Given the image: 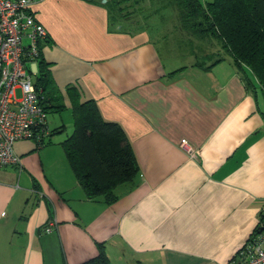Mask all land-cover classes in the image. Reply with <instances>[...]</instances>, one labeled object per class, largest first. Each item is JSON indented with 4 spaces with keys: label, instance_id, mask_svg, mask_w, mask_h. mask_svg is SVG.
<instances>
[{
    "label": "crops",
    "instance_id": "1",
    "mask_svg": "<svg viewBox=\"0 0 264 264\" xmlns=\"http://www.w3.org/2000/svg\"><path fill=\"white\" fill-rule=\"evenodd\" d=\"M32 14L64 109L69 86L93 99L138 173L113 202L89 199L56 130L15 142L21 165L0 167V264H82L101 249L112 264H230L264 223V96L229 57L203 69L166 54L102 4L36 0Z\"/></svg>",
    "mask_w": 264,
    "mask_h": 264
},
{
    "label": "trees",
    "instance_id": "2",
    "mask_svg": "<svg viewBox=\"0 0 264 264\" xmlns=\"http://www.w3.org/2000/svg\"><path fill=\"white\" fill-rule=\"evenodd\" d=\"M90 1L106 8L110 22L124 21L127 28H142L128 17L138 6H146V21L157 13L174 14L175 31L185 34L178 45L203 59L202 64H196L198 67L211 68L223 60V54L232 60L247 88L256 89L254 78L259 89H264V0ZM36 84L44 92L47 113L64 109L63 96L52 80L49 64L41 58ZM67 92L73 127L61 142L65 157L87 198L113 202L118 198V187L134 184L138 165L133 152L120 125L104 119L93 99L78 100L75 87L69 86ZM82 264L112 263L101 249Z\"/></svg>",
    "mask_w": 264,
    "mask_h": 264
},
{
    "label": "built area",
    "instance_id": "3",
    "mask_svg": "<svg viewBox=\"0 0 264 264\" xmlns=\"http://www.w3.org/2000/svg\"><path fill=\"white\" fill-rule=\"evenodd\" d=\"M36 0H0V167L20 166L13 149L19 140L42 144L49 136L44 92L36 84L40 43L48 34L32 14ZM19 90V96L17 94ZM188 154L192 149L182 143ZM264 215V202L260 207ZM54 221L43 227L51 232ZM230 264H264V223H261Z\"/></svg>",
    "mask_w": 264,
    "mask_h": 264
},
{
    "label": "rangeland",
    "instance_id": "4",
    "mask_svg": "<svg viewBox=\"0 0 264 264\" xmlns=\"http://www.w3.org/2000/svg\"><path fill=\"white\" fill-rule=\"evenodd\" d=\"M146 6H138L133 14H129V19H133L132 21L137 22V24L145 28L151 34L154 42L158 47H160L161 51L164 53H175L178 57H183L188 63L202 64L203 59L194 57L190 54L185 47H179V39L184 38L185 34H181L178 31H175L174 26L177 24V19L174 14L169 12H162L153 15L149 20L146 21L145 17L147 14ZM113 19V16L111 17ZM114 25L117 24H125L124 21L113 20ZM134 28V27H133ZM182 46H186L185 43H182ZM216 52V50H214ZM223 56V59L227 56L220 54ZM181 58V59H183ZM253 81L256 84L257 90L260 91L262 96H264V89L262 91L259 89V84L257 80L253 78ZM255 90V89H254ZM17 94L19 96V90H17ZM48 127L56 130L52 137L58 138L57 140H64L66 136L70 134L73 127L72 114L70 109H64L60 112H51L47 114L46 117ZM63 126V129L59 131V127Z\"/></svg>",
    "mask_w": 264,
    "mask_h": 264
},
{
    "label": "water",
    "instance_id": "5",
    "mask_svg": "<svg viewBox=\"0 0 264 264\" xmlns=\"http://www.w3.org/2000/svg\"><path fill=\"white\" fill-rule=\"evenodd\" d=\"M102 2L104 3V2H105V0H102Z\"/></svg>",
    "mask_w": 264,
    "mask_h": 264
}]
</instances>
